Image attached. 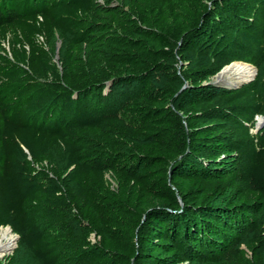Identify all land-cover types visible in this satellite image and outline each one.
I'll return each instance as SVG.
<instances>
[{
    "label": "trees",
    "instance_id": "trees-1",
    "mask_svg": "<svg viewBox=\"0 0 264 264\" xmlns=\"http://www.w3.org/2000/svg\"><path fill=\"white\" fill-rule=\"evenodd\" d=\"M240 59L264 0H0V264H264V82H209Z\"/></svg>",
    "mask_w": 264,
    "mask_h": 264
},
{
    "label": "bare ground",
    "instance_id": "bare-ground-1",
    "mask_svg": "<svg viewBox=\"0 0 264 264\" xmlns=\"http://www.w3.org/2000/svg\"><path fill=\"white\" fill-rule=\"evenodd\" d=\"M254 74L255 69L250 64L233 62L223 69L218 79L231 84H239L249 80ZM14 233L9 227L3 226L0 228V256L16 246L18 236Z\"/></svg>",
    "mask_w": 264,
    "mask_h": 264
},
{
    "label": "rangeland",
    "instance_id": "rangeland-1",
    "mask_svg": "<svg viewBox=\"0 0 264 264\" xmlns=\"http://www.w3.org/2000/svg\"><path fill=\"white\" fill-rule=\"evenodd\" d=\"M40 39L42 40V42H44L45 40V37H40ZM45 43V42H44ZM7 48H9V42H5L3 43ZM61 46V41H59V47ZM56 60H58V55L57 57L55 58ZM235 62H244V63H247V64H250L252 67H254L255 69V74L249 79V81H252L256 78H259L261 82H264V60L262 61V65H257L255 62H251V61H247V60H243V59H240V60H236L234 61ZM226 68V67H225ZM214 80V77L210 78L209 82ZM248 81V80H247ZM248 81V82H249ZM255 127L252 129L253 132H260V131H264V112L259 114L258 116H256V123H255ZM108 179L109 180H113L112 179V176L110 174H108ZM2 228V227H1ZM16 234V233H14ZM17 235V234H16ZM92 239L93 240H96V236L94 235V233L92 234ZM19 239L17 240V244L16 246L13 248L12 253H14L15 251H17L19 249ZM5 257V256H4ZM3 257V258H4ZM1 258L0 261L3 259Z\"/></svg>",
    "mask_w": 264,
    "mask_h": 264
},
{
    "label": "water",
    "instance_id": "water-1",
    "mask_svg": "<svg viewBox=\"0 0 264 264\" xmlns=\"http://www.w3.org/2000/svg\"><path fill=\"white\" fill-rule=\"evenodd\" d=\"M225 68V67H224ZM223 68V69H224ZM223 69L217 74L214 76V80L210 81L211 84H214L216 86H223V87H227V88H230V89H234V88H238L240 86H242L244 83L248 82V81H245V82H242V83H239V84H231V83H228V82H225V81H222L220 79H218L219 75L222 73ZM187 85V83H186ZM185 85V86H186ZM6 227H9L12 231V227L11 226H6ZM17 234V233H16ZM18 236V239H19V234H17ZM13 250V249H12ZM12 250H9L8 252H6L3 256H0V259L3 258L4 256H6L7 254H10L12 252Z\"/></svg>",
    "mask_w": 264,
    "mask_h": 264
}]
</instances>
